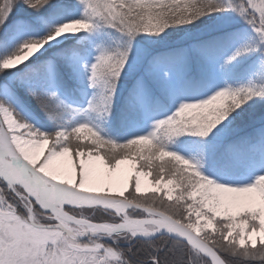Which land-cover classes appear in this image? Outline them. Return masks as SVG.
Here are the masks:
<instances>
[{
	"label": "snow or ice",
	"instance_id": "snow-or-ice-1",
	"mask_svg": "<svg viewBox=\"0 0 264 264\" xmlns=\"http://www.w3.org/2000/svg\"><path fill=\"white\" fill-rule=\"evenodd\" d=\"M0 264H264V0H0Z\"/></svg>",
	"mask_w": 264,
	"mask_h": 264
}]
</instances>
